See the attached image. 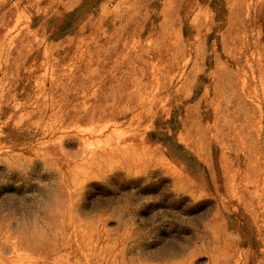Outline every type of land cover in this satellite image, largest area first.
Returning <instances> with one entry per match:
<instances>
[{
	"label": "rangeland",
	"instance_id": "obj_1",
	"mask_svg": "<svg viewBox=\"0 0 264 264\" xmlns=\"http://www.w3.org/2000/svg\"><path fill=\"white\" fill-rule=\"evenodd\" d=\"M0 264H264V0H0Z\"/></svg>",
	"mask_w": 264,
	"mask_h": 264
}]
</instances>
